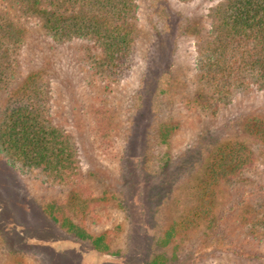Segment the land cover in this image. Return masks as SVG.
Instances as JSON below:
<instances>
[{
  "label": "rangeland",
  "instance_id": "374dc122",
  "mask_svg": "<svg viewBox=\"0 0 264 264\" xmlns=\"http://www.w3.org/2000/svg\"><path fill=\"white\" fill-rule=\"evenodd\" d=\"M135 1L139 22L136 59L130 73L110 82L105 92L101 90L104 82L100 79L92 77L86 83L87 71L78 56L85 41L57 43L43 34L36 22L31 25L33 31L25 48L27 69H37L43 62L46 65L53 87L54 120L73 138L78 149L81 178L75 202L82 211L69 207L67 200L60 202L66 186L51 180L43 171L20 163L12 168L5 165L4 159L0 160V166L16 169L19 184L29 195V206L49 205L56 215L60 213L79 222L89 235L104 234L105 247L99 249L88 240L78 245L66 239L61 248L67 250L74 264H148L157 254L158 261L165 264H264V242L257 237H244L235 219L244 202L257 200L258 193L254 192L259 185L264 187V176L256 187L235 185L232 195L220 193L215 211L221 218L206 228L207 235H202L204 228L192 216L194 211L207 207L205 200L197 201L205 191L199 187L204 184H199L198 178L209 168L211 160L212 140L206 129L221 131L238 115L264 109V90L239 93L214 113L189 101L194 92L193 33L208 28V8L218 0ZM160 29L162 32L154 34ZM168 43L172 46L169 58L159 70L171 66V83L163 84L160 96L167 99L158 102L162 112L157 120L158 123L168 120V125L147 128L146 134L150 116L143 113L142 124H136L135 133L127 136L126 118L130 114L127 110L135 103L145 73L138 110L148 105V95L154 89V80L149 78L153 60L157 50L168 51ZM92 96L95 98L91 99ZM103 113L111 115L112 124L108 127L97 124ZM125 137L128 145L123 141ZM200 137L203 140L198 145ZM197 154L200 155L196 157ZM126 156L145 168L141 169L142 174L136 173L130 185L122 174ZM166 163L170 167L162 175L161 167ZM145 182L151 189L145 187ZM136 183L137 195L133 198ZM231 205H234L232 213ZM48 220L38 222L35 234H59ZM170 226L173 229L166 236ZM226 243H232V247L228 248ZM13 260L21 261L19 264H41L30 256L8 254L0 245V264Z\"/></svg>",
  "mask_w": 264,
  "mask_h": 264
},
{
  "label": "trees",
  "instance_id": "16d2710c",
  "mask_svg": "<svg viewBox=\"0 0 264 264\" xmlns=\"http://www.w3.org/2000/svg\"><path fill=\"white\" fill-rule=\"evenodd\" d=\"M207 17L208 28L193 33L194 92L189 101L214 113L239 93L264 90V0H218L208 8ZM36 22L42 33L57 43L85 41L78 56L87 71L86 83L92 77L100 79L104 82L101 90L105 92L110 82L123 79L134 65L139 34L138 7L135 0H0V160L4 159L5 165L12 168L20 163L43 171L51 180L66 186L60 202L67 200L69 207L82 211V207L76 205L77 182L81 178L78 149L73 138L54 120L53 87L47 67L44 62L37 69L24 66L25 48L33 31L31 25ZM159 32L162 29L155 30L154 34ZM171 47L168 43L167 52L157 50L149 77L154 80L153 93L148 95V105L139 111L141 106L137 100L147 73L142 78L135 103L127 110L130 111L126 118L127 136L135 133L136 124H142L143 113L150 116L146 134L147 128L168 125L166 119L161 123L157 120L161 118L158 102L163 100L160 96L164 92L163 84L171 83V66L159 69L167 63ZM166 99L164 97L163 101ZM102 115L97 124L111 125V115ZM206 134L212 140L211 160L209 168L198 178L197 182L204 184L199 187L205 191L197 201L205 200L207 207L192 214L196 224L204 228L202 235H207L206 228L214 226L221 218L215 211L220 193L232 195L235 185L256 187L264 176V109L240 114L229 120L221 131L206 129ZM201 137L198 145L203 140ZM123 141L126 143L127 138ZM123 158V179L130 185L136 173L142 174L141 169L145 168L135 164L129 156ZM164 166L162 175L170 164ZM19 182L16 169L11 171L0 166V245L3 251L16 257L36 258L41 264H74L67 250L61 248L66 239L78 245L88 240L94 248L105 247L102 245L104 234L89 235L79 222L60 213L56 215L49 205L29 206V195ZM145 183V187L151 189L150 184ZM137 186L136 183L133 187V198L137 195ZM257 189L254 192L258 193L257 200L244 202L235 219L244 237H257L264 242V187L259 185ZM233 206L229 207L231 213ZM43 218L54 224L58 235L35 234ZM206 221L208 226L201 223ZM169 228L166 236L173 229ZM231 244L226 243V246L231 248ZM158 256H153L148 264H165L158 261Z\"/></svg>",
  "mask_w": 264,
  "mask_h": 264
}]
</instances>
